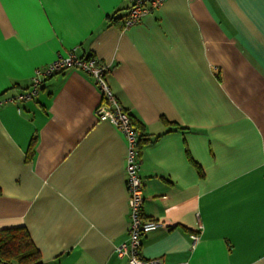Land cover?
<instances>
[{"label":"crops","instance_id":"0c3cea01","mask_svg":"<svg viewBox=\"0 0 264 264\" xmlns=\"http://www.w3.org/2000/svg\"><path fill=\"white\" fill-rule=\"evenodd\" d=\"M129 6L0 0V229L25 227L42 264H128V142L97 118L96 79L71 68L8 101L75 51L143 134L142 216L165 223L143 256L264 264V0H167L124 29Z\"/></svg>","mask_w":264,"mask_h":264},{"label":"built area","instance_id":"2783aa9c","mask_svg":"<svg viewBox=\"0 0 264 264\" xmlns=\"http://www.w3.org/2000/svg\"><path fill=\"white\" fill-rule=\"evenodd\" d=\"M129 11L124 19L123 28L128 29L142 22L143 17L160 6L167 0H128ZM78 68L92 75L102 91L103 101L96 109L99 120L110 121L116 125L125 135L128 142L127 154V187L129 193V207L131 225L128 231L129 239L117 246L116 252L121 258H127L128 264H162V258H147L141 253L143 238L150 232L165 226L164 222L146 220L142 216L144 205V181L140 175V137L130 113L122 106L107 80L109 67L101 63L95 57H79L75 51L65 56L58 57L45 67L36 69L30 87L23 93L11 97L8 101H28L34 99L41 91L45 81L64 71ZM5 100L0 101L2 105ZM193 246L200 239L199 233H192Z\"/></svg>","mask_w":264,"mask_h":264},{"label":"trees","instance_id":"16d2710c","mask_svg":"<svg viewBox=\"0 0 264 264\" xmlns=\"http://www.w3.org/2000/svg\"><path fill=\"white\" fill-rule=\"evenodd\" d=\"M115 20L118 21L119 18L112 19ZM131 120L138 131L132 116ZM139 137L141 149L143 140L141 132ZM0 264H42L41 252L25 227L0 229Z\"/></svg>","mask_w":264,"mask_h":264}]
</instances>
